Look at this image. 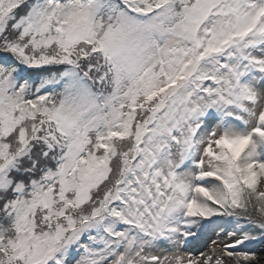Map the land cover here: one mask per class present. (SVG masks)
<instances>
[{
  "label": "snow or ice",
  "instance_id": "6c2138e0",
  "mask_svg": "<svg viewBox=\"0 0 264 264\" xmlns=\"http://www.w3.org/2000/svg\"><path fill=\"white\" fill-rule=\"evenodd\" d=\"M0 264H264V0H0Z\"/></svg>",
  "mask_w": 264,
  "mask_h": 264
}]
</instances>
